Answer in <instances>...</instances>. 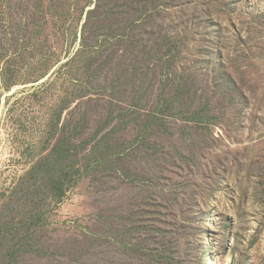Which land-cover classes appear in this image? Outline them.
<instances>
[{"label":"rangeland","instance_id":"rangeland-1","mask_svg":"<svg viewBox=\"0 0 264 264\" xmlns=\"http://www.w3.org/2000/svg\"><path fill=\"white\" fill-rule=\"evenodd\" d=\"M0 264H264V0H0Z\"/></svg>","mask_w":264,"mask_h":264}]
</instances>
